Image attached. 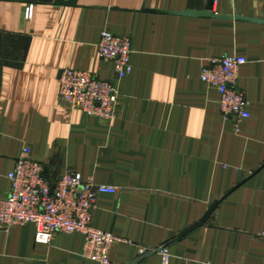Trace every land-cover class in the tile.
Segmentation results:
<instances>
[{
  "label": "crops",
  "instance_id": "obj_1",
  "mask_svg": "<svg viewBox=\"0 0 264 264\" xmlns=\"http://www.w3.org/2000/svg\"><path fill=\"white\" fill-rule=\"evenodd\" d=\"M58 1L0 0V200L27 148L50 180L76 172L118 189L96 197L91 218L120 240L109 264L148 253L138 264H162V247L167 264H264V23H254L264 0H212V17L182 15L210 0ZM104 31L130 41L121 81L97 55ZM224 56L246 59L236 87L250 117L239 122L200 80L206 61ZM67 68L117 87L113 120L63 105ZM83 245L78 234L46 243L34 225L13 226L0 230V264H95Z\"/></svg>",
  "mask_w": 264,
  "mask_h": 264
},
{
  "label": "built area",
  "instance_id": "obj_2",
  "mask_svg": "<svg viewBox=\"0 0 264 264\" xmlns=\"http://www.w3.org/2000/svg\"><path fill=\"white\" fill-rule=\"evenodd\" d=\"M33 5L24 8V19L33 17ZM99 59L111 62L117 81L131 73L130 41L102 32L97 44ZM246 59L224 56L208 59L201 69L202 83L216 90L224 119L239 122L250 117L248 101L236 87L240 67ZM58 96L68 109L100 121L113 120L119 92L108 81L97 79L88 72L63 69L58 78ZM10 191L0 200V230L32 224L37 238L50 243L56 234L81 235L84 239L82 257L95 264H109L112 246L120 240L111 233L96 229L91 224L92 211L98 195H114L117 188L97 185L91 179L83 181L79 173L69 172L55 180L46 176L42 163L31 157L24 148L7 175ZM264 241V233L261 235ZM161 263L167 264L166 247L158 250Z\"/></svg>",
  "mask_w": 264,
  "mask_h": 264
},
{
  "label": "water",
  "instance_id": "obj_3",
  "mask_svg": "<svg viewBox=\"0 0 264 264\" xmlns=\"http://www.w3.org/2000/svg\"><path fill=\"white\" fill-rule=\"evenodd\" d=\"M76 3V0H70L69 2H63V1H58V4L60 5H67V6H74ZM211 6H212V0H210V2L208 3L206 9L203 12H192V11H188L183 13L182 15L184 16H192V17H212L211 14ZM149 12H154V13H163V11H149ZM221 19H224L225 17H219ZM237 20H243L241 18H238ZM254 23H264V19L263 20H258V21H254ZM216 205H214L213 207H211V209L207 212L206 216L204 217V219L198 224L195 225L194 227H191L190 229H187L186 231H184L178 238H181L182 236L186 235L187 233H189L191 230H193L194 228L202 225L205 223V221L207 220V218L212 214L214 208ZM152 253H148L142 257H140L139 259H137L136 261H133L129 264H138L139 261H141L142 259H144L147 255H150Z\"/></svg>",
  "mask_w": 264,
  "mask_h": 264
}]
</instances>
